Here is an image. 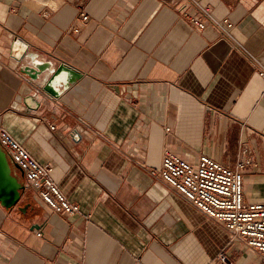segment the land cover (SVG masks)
Returning a JSON list of instances; mask_svg holds the SVG:
<instances>
[{"label":"crops","instance_id":"1","mask_svg":"<svg viewBox=\"0 0 264 264\" xmlns=\"http://www.w3.org/2000/svg\"><path fill=\"white\" fill-rule=\"evenodd\" d=\"M184 2L0 0V126L79 205L55 213L29 188L0 203V264H264L151 173L166 149L245 162V200L264 202V78L251 57L264 64V0H202L232 37L197 29ZM16 35L82 75L50 95L20 70Z\"/></svg>","mask_w":264,"mask_h":264},{"label":"built area","instance_id":"2","mask_svg":"<svg viewBox=\"0 0 264 264\" xmlns=\"http://www.w3.org/2000/svg\"><path fill=\"white\" fill-rule=\"evenodd\" d=\"M181 15L197 28L211 25L223 35L232 37V21L218 19L202 0H184ZM89 19L80 11L77 20L85 23ZM255 68L264 78V64L251 55ZM0 145L23 172L26 188L35 192L55 213L73 214L79 205L70 201L51 176V166L39 162L4 127L0 126ZM245 162L239 161L230 167L206 154H200L195 162L166 149L159 169L151 170L168 185L180 193L188 202L206 216L222 222L230 231L231 240L240 241L251 250L264 254V202H248L244 197L243 173ZM41 235L39 227L33 228ZM227 262L225 254H220Z\"/></svg>","mask_w":264,"mask_h":264},{"label":"water","instance_id":"3","mask_svg":"<svg viewBox=\"0 0 264 264\" xmlns=\"http://www.w3.org/2000/svg\"><path fill=\"white\" fill-rule=\"evenodd\" d=\"M12 45L13 48L18 45L21 47V51L15 54L16 59L20 61V70L30 81H36L38 86L52 96H58L60 93L54 89V83L62 82V87L67 88L82 75L79 69L68 63L56 64L50 60L39 59L38 53L27 51L28 43L20 36L13 37ZM61 74L65 75L63 79L60 78ZM26 98H32V95H27ZM22 177L21 168L11 161L0 145V203L5 208L14 207L25 194L26 186Z\"/></svg>","mask_w":264,"mask_h":264}]
</instances>
